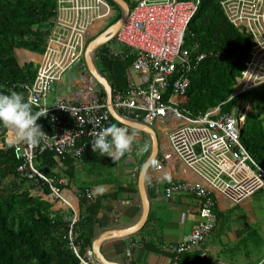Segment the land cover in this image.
<instances>
[{"label": "built area", "instance_id": "obj_1", "mask_svg": "<svg viewBox=\"0 0 264 264\" xmlns=\"http://www.w3.org/2000/svg\"><path fill=\"white\" fill-rule=\"evenodd\" d=\"M200 3L201 0H137L134 3L115 35V39L130 51L118 52L116 56H133L132 66L139 71L142 86L128 93L114 90L113 104L150 124L168 115L182 121L169 131L171 151H166L163 157H157L153 163L154 169L161 171L166 159L175 153L203 178L193 183L173 182L165 189L167 197L187 191L195 193L201 201L199 213L203 221L182 242L169 246L177 254L174 264H231L222 259H212L206 248H200L199 258L189 263L180 256L200 245L215 227L214 189L221 191L233 204L248 199L258 191H264V165L252 156L241 140L251 104L247 101L238 102L234 107L238 114L234 111L222 112V104L264 84V0L221 1L229 20L240 30L253 35V44L230 98L216 107L193 115L173 104L172 98L166 100L164 91L172 89L174 93L186 95L192 70L206 57L215 54L214 51L198 52V43H193L190 50L184 44ZM111 11L106 0H57L55 26L43 61L34 83L26 85L28 99L32 101L33 107L37 110L48 109L51 123L40 146L34 148L26 143L13 146L16 158L20 161L18 173L21 178L35 182V187L31 189L32 195L53 202L56 209L73 208V204L67 198L69 194L64 193V187L38 168V154L50 150L60 158L68 154L81 157L85 144L78 145L79 139L94 137V133L115 123V120L101 98L76 103L62 97L48 106L50 93L62 83L65 70L82 57L90 26L96 19L107 18ZM225 54L218 53L222 56ZM92 89L90 85L88 90ZM11 135V130L7 129L0 138L1 148L8 145ZM86 194L93 197L90 191ZM79 218L76 212L67 218L71 222L70 244L80 264H96L92 249L88 248L82 253L73 239V226Z\"/></svg>", "mask_w": 264, "mask_h": 264}, {"label": "trees", "instance_id": "obj_2", "mask_svg": "<svg viewBox=\"0 0 264 264\" xmlns=\"http://www.w3.org/2000/svg\"><path fill=\"white\" fill-rule=\"evenodd\" d=\"M108 1L117 11L112 21L115 22L121 16V8L114 0ZM221 1L201 0L185 37L184 44L188 49L197 42L198 52H226L223 57L209 55L192 70L184 107L193 115L230 98L236 77L242 73L253 44V35L241 31L229 20ZM56 8L57 0H0V92H22L28 99L26 85L34 83L39 64L34 61L21 64L16 49L46 52L55 26ZM107 50L106 46L101 48L100 59L112 72L114 89L124 90L127 87L124 69L106 54ZM21 53L34 56L25 50ZM172 91H167L166 99ZM241 99L254 104V109L246 116L241 140L252 156L264 165V118L260 115L264 111V84L232 98L222 105V111H234ZM33 109L37 111L35 107ZM50 123L49 114L39 118L44 131L50 130ZM6 132V128L0 127V138ZM93 139L88 137L79 141V144H86L81 157L68 154L63 158V165L68 166L71 176L83 161L100 166L114 165L115 160L110 156H101L92 150ZM19 163L13 146L0 147V264H80L69 238L71 222L67 218L75 213L74 209L69 206L56 209L53 202L32 195L35 182L20 177ZM36 165L49 177L60 173L55 170L58 159L53 151L40 152ZM59 167L61 169L62 165ZM80 188L81 216L73 226V239L85 253L92 247L100 200L88 197L86 189Z\"/></svg>", "mask_w": 264, "mask_h": 264}, {"label": "crops", "instance_id": "obj_3", "mask_svg": "<svg viewBox=\"0 0 264 264\" xmlns=\"http://www.w3.org/2000/svg\"><path fill=\"white\" fill-rule=\"evenodd\" d=\"M106 1L110 4L112 11L107 18L96 19L90 26L82 57L85 55L89 42L118 20L108 24V21H113L116 17L117 11L108 0ZM130 1L127 2L132 7L137 0ZM104 46L108 48L106 54L112 56L116 65L124 69L127 87L124 90H118L128 93L142 86L140 73L132 66L133 59L131 61L129 59L133 56L128 58L116 56V53L130 51V49L114 37L93 53V61L111 83L113 92L116 89L111 80L112 72L104 67L100 59V50ZM21 50L29 51L34 56L25 55L21 53ZM214 52V55L223 57L218 55L220 51ZM16 55L21 64L34 61L39 66L44 58L43 54L24 48H17ZM76 83L82 89L77 91L81 101L101 98L108 109L111 107L107 87L97 78L91 77L88 82L78 80ZM236 84L237 77L233 92H235ZM90 85L93 86L92 90H88ZM168 90L164 91V97ZM52 91L55 96L52 97L53 100L50 99L48 106L62 97L72 100V94H64L62 83ZM170 99L173 104L186 109L184 105L188 99V92L182 95L172 91L166 100ZM243 101L247 100H239V102ZM114 108L111 115L115 123L124 125L134 134L132 150L115 159L113 166H100L91 161H83L73 171L74 176L68 173V166L62 165L60 169L63 158L56 155L58 166L55 170L60 173L54 177L55 182L64 187V193L69 194L67 198L72 202L73 209L79 217L81 207L78 193L81 186L76 183L75 177L81 178L82 186L86 192L92 193L94 200H100L93 243L92 247H89L93 251L96 264H174L177 254L172 252L169 246L182 242L203 221L199 213L201 201L195 193L187 191L167 197L165 189L173 182L193 183L202 181L203 178L175 153L166 159L161 171H156L153 163L157 157H163L166 151H171L169 131L182 121L168 115L150 124L136 118L131 112L123 111L115 106ZM79 141L78 145L85 144V142L79 144ZM111 160L114 159L111 157ZM146 164L148 168L142 181L141 171ZM101 188L102 194L98 191ZM212 196L215 200L214 211L217 215L215 227L200 245L181 254L180 257L186 263L192 262L199 258L200 248H206L212 259H222L231 264H264V192L258 191L237 204H233L217 189H214ZM97 240L100 241L98 248Z\"/></svg>", "mask_w": 264, "mask_h": 264}, {"label": "clouds", "instance_id": "obj_4", "mask_svg": "<svg viewBox=\"0 0 264 264\" xmlns=\"http://www.w3.org/2000/svg\"><path fill=\"white\" fill-rule=\"evenodd\" d=\"M47 112L48 109L34 111L32 101L22 92H0V127L12 132L8 145L11 147L26 143L34 148L40 146L47 133L37 121L40 117H45ZM134 139V134L127 127L112 123L94 133L92 150L115 160L132 150ZM98 191L103 193L102 188Z\"/></svg>", "mask_w": 264, "mask_h": 264}, {"label": "water", "instance_id": "obj_5", "mask_svg": "<svg viewBox=\"0 0 264 264\" xmlns=\"http://www.w3.org/2000/svg\"><path fill=\"white\" fill-rule=\"evenodd\" d=\"M117 2L121 9L122 14L121 17L112 25H110L104 32L100 33L94 39H92L85 51V55L80 57L75 63L69 66L62 76V85L64 87V94H72V100L76 102H81V99L77 95V91L82 90L76 83V81H84L88 82L91 77L97 78V80L104 85H106L109 96V103L111 107L109 108L111 114L114 108L112 104L113 98V87L108 79L99 71L96 63L93 61V53L97 51V49L108 41L112 40L123 23L126 21L128 14L130 12V5L126 0H114ZM115 111V110H114ZM115 113L113 112V115ZM122 121V120H120ZM243 131V129H242ZM58 158V157H57ZM60 165H63V162H60ZM148 164L141 171V180H144L145 174L147 172ZM100 245V241H96V247L98 248Z\"/></svg>", "mask_w": 264, "mask_h": 264}, {"label": "rangeland", "instance_id": "obj_6", "mask_svg": "<svg viewBox=\"0 0 264 264\" xmlns=\"http://www.w3.org/2000/svg\"><path fill=\"white\" fill-rule=\"evenodd\" d=\"M111 20H112V19H111ZM110 22H112V21H108V24H109ZM54 96H55V93L52 91L51 94H50V97H49V98L51 99V98L54 97ZM52 100H53V98H52ZM253 109H254V104L251 103V106H250V108H249V112L252 111ZM234 112H235L236 114H238V111H237V110H234ZM260 115L264 118V111L261 112ZM81 176H82V175H81ZM75 180H76V183H77L79 186H82L83 181H81V178H80L79 176L75 177ZM261 192H264V191H261Z\"/></svg>", "mask_w": 264, "mask_h": 264}]
</instances>
